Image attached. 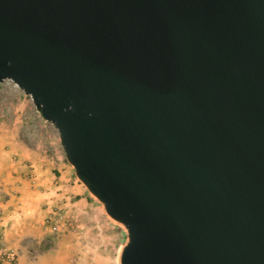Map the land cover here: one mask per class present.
<instances>
[{"label": "water", "instance_id": "water-1", "mask_svg": "<svg viewBox=\"0 0 264 264\" xmlns=\"http://www.w3.org/2000/svg\"><path fill=\"white\" fill-rule=\"evenodd\" d=\"M126 229L120 264H264V0H0V83Z\"/></svg>", "mask_w": 264, "mask_h": 264}, {"label": "rangeland", "instance_id": "rangeland-1", "mask_svg": "<svg viewBox=\"0 0 264 264\" xmlns=\"http://www.w3.org/2000/svg\"><path fill=\"white\" fill-rule=\"evenodd\" d=\"M34 151L57 163L56 157L65 158L57 128L42 118L29 95L6 79L0 83V172L14 175L15 167L25 169L24 157ZM56 164L53 181L78 188L52 190L41 202L36 218L27 220L31 224L22 229L20 243L28 264H120L126 229L107 215L71 165L69 173L62 175L61 166ZM19 193L4 194L1 200ZM53 225L57 230H52Z\"/></svg>", "mask_w": 264, "mask_h": 264}, {"label": "crops", "instance_id": "crops-1", "mask_svg": "<svg viewBox=\"0 0 264 264\" xmlns=\"http://www.w3.org/2000/svg\"><path fill=\"white\" fill-rule=\"evenodd\" d=\"M56 153L59 154L58 151ZM24 159L26 160L23 167L25 169L18 171L15 167L14 175L0 172V185L3 187L0 189L2 196L4 197V194L8 196L12 191L20 192L18 195H11L7 200L0 201L5 243L18 252V260L15 264H28L26 253L20 243L22 229L31 224L27 220L32 221L36 218L37 212H40L41 202L51 195L52 190L62 189L68 192L75 187L78 188L75 185L69 187V184L62 181H53L55 175L52 170L57 162L52 161L41 151L27 153ZM56 159L58 160L57 164L62 168V175H65V172L69 173L70 164L66 159H61V157H56Z\"/></svg>", "mask_w": 264, "mask_h": 264}, {"label": "built area", "instance_id": "built-area-1", "mask_svg": "<svg viewBox=\"0 0 264 264\" xmlns=\"http://www.w3.org/2000/svg\"><path fill=\"white\" fill-rule=\"evenodd\" d=\"M2 199V193L0 192V201ZM52 230H57V226L53 225ZM4 225L2 223L0 215V264H15L18 260V252L6 245L4 237Z\"/></svg>", "mask_w": 264, "mask_h": 264}]
</instances>
